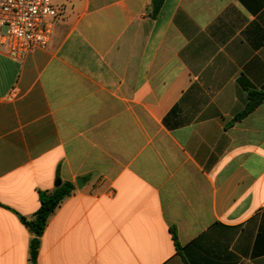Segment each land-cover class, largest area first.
<instances>
[{"label":"crops","instance_id":"0c3cea01","mask_svg":"<svg viewBox=\"0 0 264 264\" xmlns=\"http://www.w3.org/2000/svg\"><path fill=\"white\" fill-rule=\"evenodd\" d=\"M51 1L49 45L0 53V264L58 180L37 264H264V0Z\"/></svg>","mask_w":264,"mask_h":264},{"label":"built area","instance_id":"2783aa9c","mask_svg":"<svg viewBox=\"0 0 264 264\" xmlns=\"http://www.w3.org/2000/svg\"><path fill=\"white\" fill-rule=\"evenodd\" d=\"M57 16L51 0H0V53L21 61L45 49Z\"/></svg>","mask_w":264,"mask_h":264},{"label":"trees","instance_id":"16d2710c","mask_svg":"<svg viewBox=\"0 0 264 264\" xmlns=\"http://www.w3.org/2000/svg\"><path fill=\"white\" fill-rule=\"evenodd\" d=\"M164 0H152V17H156L163 6ZM264 103L263 90H248L247 104L244 110L236 117L238 121L244 119L251 114L256 108ZM74 185L71 183H63L60 187L53 191H39L40 208L32 219L21 217L22 223L29 229L34 236L30 244V262L37 264L40 249V238L42 237L51 216L62 205L64 200L72 195ZM172 238L177 251L181 250L175 229H172Z\"/></svg>","mask_w":264,"mask_h":264},{"label":"water","instance_id":"95a60500","mask_svg":"<svg viewBox=\"0 0 264 264\" xmlns=\"http://www.w3.org/2000/svg\"><path fill=\"white\" fill-rule=\"evenodd\" d=\"M81 180H79V182H80ZM77 184H78V182H77ZM62 185V182H61V180H58L57 182H56V188H58V187H60Z\"/></svg>","mask_w":264,"mask_h":264}]
</instances>
